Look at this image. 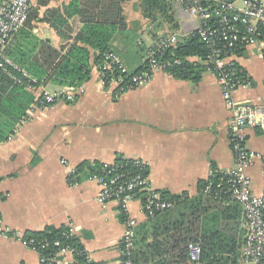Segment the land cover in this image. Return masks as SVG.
<instances>
[{
  "label": "crops",
  "instance_id": "crops-1",
  "mask_svg": "<svg viewBox=\"0 0 264 264\" xmlns=\"http://www.w3.org/2000/svg\"><path fill=\"white\" fill-rule=\"evenodd\" d=\"M72 1H52L40 8V19L47 17V10L61 9ZM143 3L144 0H131L123 7L128 30L135 31L138 43L146 48L154 47L168 35L187 36L194 31L196 21L175 0L169 2L167 15L158 13L157 20L148 18ZM237 5L243 9L241 2ZM69 20L76 30L81 27L76 17ZM33 33L58 50L66 45L48 22H37ZM145 35H149L151 43H145ZM114 46L119 51L126 50L120 37ZM118 55L132 72L143 62L128 66L121 53ZM234 60L252 82L249 89L239 90L235 99L247 104L264 103V51L247 48ZM90 64L86 91L73 102L61 100L40 109L35 101L43 91L54 93L68 86L48 84L27 90L33 102L13 134L0 143V214L5 228L25 234L71 227L92 262L122 264L126 219L119 205L100 203V186L87 170L79 173L76 185L71 172L84 163L143 160L149 164L153 189L195 198L211 169L226 172L235 166L231 114L211 72H202L198 80H183L156 71L145 87L118 93L100 80L94 58ZM247 146L260 155L248 175L253 192L261 196L264 130L250 129ZM130 209L139 224L146 221L139 202L131 203ZM181 214L173 211L167 223L176 222ZM239 223L241 246L245 235L242 208ZM167 249L166 245L162 247ZM163 252L155 260L168 257ZM64 259L73 264L71 256ZM0 264H40V257L16 238L0 237Z\"/></svg>",
  "mask_w": 264,
  "mask_h": 264
},
{
  "label": "built area",
  "instance_id": "built-area-1",
  "mask_svg": "<svg viewBox=\"0 0 264 264\" xmlns=\"http://www.w3.org/2000/svg\"><path fill=\"white\" fill-rule=\"evenodd\" d=\"M36 0H2L0 4V67L11 75L17 84L26 90L37 87L38 80L18 65L5 58L4 48L12 36L25 27L32 5ZM182 5L190 18L196 21L194 31L200 43L210 51L205 59L194 58L196 62L212 65L209 72L213 73L221 87L222 97L231 114L230 135L231 147L235 158V166L229 171L219 172L211 169L206 178L204 193L221 199L228 195L234 203L242 208V228L245 231L243 243L239 247L240 264L264 263V195L258 196L253 192L252 181L248 169L253 166L260 155L247 146V132L250 129L264 130V103L247 104L235 99L239 90L249 89L252 82L248 76L242 75L237 64L236 51L252 48L264 51V41L260 40L259 24H264V0H175ZM243 4V9L238 3ZM171 34L162 38L148 53L146 70L134 73L124 64L121 57L110 50L103 54V62L98 65L100 80L104 85L113 87L118 93L148 85L156 71L168 70L173 65H180L181 60L174 62L160 60L158 56L166 48L176 47L182 38L188 37ZM9 69L16 71L20 77L12 74ZM86 85L68 86L54 93L42 92L36 99V106L43 109L57 101L73 102L83 95ZM131 167L117 165L116 162L102 164L91 176L100 186L99 201L102 205L116 202L120 212L126 219L125 233L122 239V264H134L135 236L139 222L135 220L130 209L133 202H139L141 213L145 219L154 218L158 213L173 210L175 203L163 198L162 193L152 188L149 179V164L143 160H125ZM67 165L66 161H63ZM217 175H221L216 183ZM74 185L79 183L77 169L71 172ZM27 234V233H26ZM25 233L11 231L4 227L0 214V237H14L25 247L36 252L40 264H70L64 259L71 256L73 264L80 256L91 261L84 250L72 243L61 246L58 242L56 253L45 255L49 247L47 242L26 239ZM65 237L70 240H80L71 227H67ZM83 247V246H82ZM201 246L192 242L188 245L190 262L199 264Z\"/></svg>",
  "mask_w": 264,
  "mask_h": 264
},
{
  "label": "trees",
  "instance_id": "trees-1",
  "mask_svg": "<svg viewBox=\"0 0 264 264\" xmlns=\"http://www.w3.org/2000/svg\"><path fill=\"white\" fill-rule=\"evenodd\" d=\"M52 1L54 0L35 1L25 27L12 36L3 51L5 58L38 80L37 87L48 84L78 86L87 83L91 76L92 58L95 65H100L103 62V54L110 50L124 54V49L119 51L114 46L118 37L123 39L126 48H131L137 55L134 65L143 60L133 72L139 73L147 69L148 53L153 47L146 48L138 43L135 31L132 38L125 36L131 31L128 30L123 6L131 0H73L70 5L61 9L47 10V17L40 19V8L47 7ZM171 1L144 0L143 5L147 13L149 12L148 18L157 20L158 13L166 16ZM73 17L81 23L78 30L69 22ZM42 21L51 24L66 42L60 50L53 47L50 41L42 40L33 33L35 24ZM259 31L260 40L264 41V24H259ZM244 50L238 49L237 55ZM209 53L207 47L198 40L197 34L193 33L182 38L176 47L164 49L158 58L170 62L181 60L182 63L173 65L168 73L178 79L198 80L202 72H209V68L213 67L193 59H205ZM125 61L131 66L126 59ZM9 71L20 77L16 71ZM241 71V74L246 76L245 71ZM33 99L30 92L17 84L11 75L0 67V143L7 141L13 134ZM116 164L131 167V163L123 159L117 160ZM102 168L100 163H84L77 171L80 173L87 170L93 175L97 169ZM221 177L217 175L216 183H219ZM206 184V181L200 183L199 195L195 198L187 194L162 193L164 199L175 203L176 206L173 210L158 213L154 218L147 219L136 228L134 264H193L188 255V245L192 242L201 246L199 264H240L241 206L231 201L228 195L215 199L213 194H205ZM175 210L182 213L179 219L172 224L167 223L168 215ZM66 230L67 228H47L43 232L27 233L25 237L49 243L45 251L47 256L54 255L58 250L56 242L61 246L72 243L83 248L77 244V240L65 237ZM165 245L168 249L162 250ZM161 251H166L168 257L155 260L156 255H161ZM84 257H78L76 264H97L86 261Z\"/></svg>",
  "mask_w": 264,
  "mask_h": 264
},
{
  "label": "rangeland",
  "instance_id": "rangeland-1",
  "mask_svg": "<svg viewBox=\"0 0 264 264\" xmlns=\"http://www.w3.org/2000/svg\"><path fill=\"white\" fill-rule=\"evenodd\" d=\"M132 35H134L133 31L128 32V34H126L125 36L132 38ZM143 39L145 43H151V38L149 37V35H145ZM122 56L127 60V62H129V65L131 66L134 65V61H136V58H137V55H135V53L133 52L131 48H126Z\"/></svg>",
  "mask_w": 264,
  "mask_h": 264
}]
</instances>
